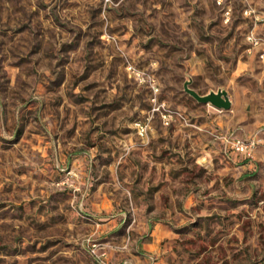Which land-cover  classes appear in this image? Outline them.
Returning a JSON list of instances; mask_svg holds the SVG:
<instances>
[{
	"label": "rangeland",
	"instance_id": "1",
	"mask_svg": "<svg viewBox=\"0 0 264 264\" xmlns=\"http://www.w3.org/2000/svg\"><path fill=\"white\" fill-rule=\"evenodd\" d=\"M0 264H264V0H0Z\"/></svg>",
	"mask_w": 264,
	"mask_h": 264
},
{
	"label": "water",
	"instance_id": "2",
	"mask_svg": "<svg viewBox=\"0 0 264 264\" xmlns=\"http://www.w3.org/2000/svg\"><path fill=\"white\" fill-rule=\"evenodd\" d=\"M184 89L198 101L203 103H210L217 108L228 109L232 106L233 103L228 91L222 87H219L216 90H210L206 93H201L195 88L191 87L190 81L186 80L184 82Z\"/></svg>",
	"mask_w": 264,
	"mask_h": 264
},
{
	"label": "built area",
	"instance_id": "3",
	"mask_svg": "<svg viewBox=\"0 0 264 264\" xmlns=\"http://www.w3.org/2000/svg\"><path fill=\"white\" fill-rule=\"evenodd\" d=\"M221 137L223 138L226 145L235 152L245 154L249 157L253 156V150L258 141L255 136L244 137L237 135L235 130H232L226 132Z\"/></svg>",
	"mask_w": 264,
	"mask_h": 264
},
{
	"label": "crops",
	"instance_id": "4",
	"mask_svg": "<svg viewBox=\"0 0 264 264\" xmlns=\"http://www.w3.org/2000/svg\"><path fill=\"white\" fill-rule=\"evenodd\" d=\"M229 131V130H228Z\"/></svg>",
	"mask_w": 264,
	"mask_h": 264
}]
</instances>
